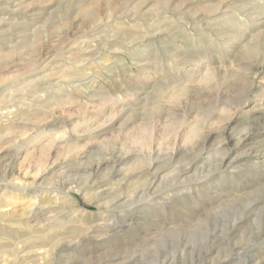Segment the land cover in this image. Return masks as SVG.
<instances>
[{
  "label": "clouds",
  "instance_id": "clouds-1",
  "mask_svg": "<svg viewBox=\"0 0 264 264\" xmlns=\"http://www.w3.org/2000/svg\"><path fill=\"white\" fill-rule=\"evenodd\" d=\"M0 264H264V0H0Z\"/></svg>",
  "mask_w": 264,
  "mask_h": 264
}]
</instances>
